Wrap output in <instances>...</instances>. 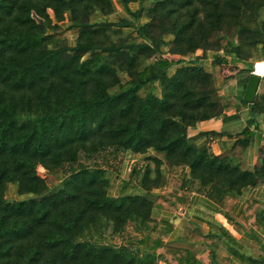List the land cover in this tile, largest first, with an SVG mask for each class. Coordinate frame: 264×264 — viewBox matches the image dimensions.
<instances>
[{"label": "trees", "instance_id": "trees-1", "mask_svg": "<svg viewBox=\"0 0 264 264\" xmlns=\"http://www.w3.org/2000/svg\"><path fill=\"white\" fill-rule=\"evenodd\" d=\"M263 58L264 0H0V264H205L154 217L196 183L238 230L264 224L257 199L237 212L264 158L244 169L190 132L218 109L220 70ZM109 156L130 171L116 191ZM216 236L236 244L192 225L182 240Z\"/></svg>", "mask_w": 264, "mask_h": 264}, {"label": "crops", "instance_id": "crops-1", "mask_svg": "<svg viewBox=\"0 0 264 264\" xmlns=\"http://www.w3.org/2000/svg\"><path fill=\"white\" fill-rule=\"evenodd\" d=\"M117 8L112 16L113 20L124 15L119 4ZM194 58L207 61L209 69L212 68L211 54L206 48L198 49ZM175 71L174 68L172 76ZM254 73L261 77L259 89L254 101L246 102L244 94L250 76L237 75L236 70L227 67L221 69L215 77L218 109L208 120L200 122L190 131L195 136L203 132L209 133L210 135L201 137V142L208 144L211 153L229 156L244 169L260 166L264 158V58L255 62ZM247 128L251 129L253 137L244 146L239 143V134ZM252 198L264 205V183L245 190L237 212ZM154 217L173 224V229L166 235L169 243L190 246L205 264H253L246 261L244 256L257 260L258 264H264V224L252 226L247 232L238 230L225 217L219 204L208 197L197 183L193 184L192 199L188 207L177 212L155 209ZM191 225L198 227L204 234L225 232L236 244L223 239L224 236H216L210 245H189L182 240V236Z\"/></svg>", "mask_w": 264, "mask_h": 264}, {"label": "rangeland", "instance_id": "rangeland-1", "mask_svg": "<svg viewBox=\"0 0 264 264\" xmlns=\"http://www.w3.org/2000/svg\"><path fill=\"white\" fill-rule=\"evenodd\" d=\"M122 12H124L123 14V17H125V18H127L128 20H129V22L130 21H134V18L130 15V14H128L127 12H125V11H122ZM116 20H118V19H116ZM72 37H70V39H71ZM71 41V40H70ZM202 48H206L204 45H202L199 49H202ZM204 50H202V52H203ZM204 53V52H203ZM205 54V53H204ZM144 66H146V65H144ZM108 158H110V162H113V164L115 165H113L114 166V168H109L108 170V172H109V176L111 177V189L113 190V191H116V190H118V187H119V182H120V178H122V177H124V178H129L130 177V171H129V169L127 170V168H126V170L125 171H121V168H122V161H118V163L115 161V159L113 158V157H108ZM101 163H102V165L104 166V167H108V165H106L104 162H103V160H102V158H101ZM113 171H117V172H119V173H122V176H116V175H114V173H113ZM9 197H11V198H15L16 197V195H15V187L12 185V186H10V189H9Z\"/></svg>", "mask_w": 264, "mask_h": 264}, {"label": "water", "instance_id": "water-1", "mask_svg": "<svg viewBox=\"0 0 264 264\" xmlns=\"http://www.w3.org/2000/svg\"><path fill=\"white\" fill-rule=\"evenodd\" d=\"M260 81H261L260 75L256 73H253L252 75H250L247 88L244 94V100L246 102L254 101L257 95L258 89H259Z\"/></svg>", "mask_w": 264, "mask_h": 264}]
</instances>
